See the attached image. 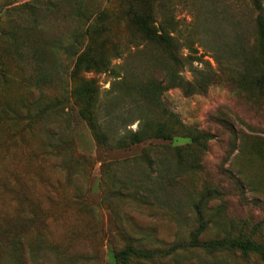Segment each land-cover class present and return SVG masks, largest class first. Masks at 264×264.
<instances>
[{"label":"rangeland","instance_id":"1","mask_svg":"<svg viewBox=\"0 0 264 264\" xmlns=\"http://www.w3.org/2000/svg\"><path fill=\"white\" fill-rule=\"evenodd\" d=\"M0 264H264V0H0Z\"/></svg>","mask_w":264,"mask_h":264},{"label":"trees","instance_id":"2","mask_svg":"<svg viewBox=\"0 0 264 264\" xmlns=\"http://www.w3.org/2000/svg\"><path fill=\"white\" fill-rule=\"evenodd\" d=\"M135 20V24L139 26L141 32L147 35L151 42L158 44L161 46L165 51H168L170 54L171 59L175 64L179 63V58L176 57L174 51L175 47L172 46V37L169 33H165L162 30V25L158 22L156 26L153 25L154 20L150 17L148 13V9L143 7L141 12H138L136 15H133ZM101 70H109L110 74L113 73L111 68L109 67V61H103L100 65ZM180 79V77H179ZM184 91L187 92V88H184ZM90 129L92 135L96 142L102 143V135L97 133L96 126L93 122H90ZM161 128L157 127L154 134V137L157 138H166L164 134H161ZM191 141L194 143H199L200 141H204L205 138H209L208 134H203V132L193 130L191 133L188 134ZM130 143H137L143 139L144 136L139 135V129L135 130L130 133ZM143 255V254H142Z\"/></svg>","mask_w":264,"mask_h":264}]
</instances>
